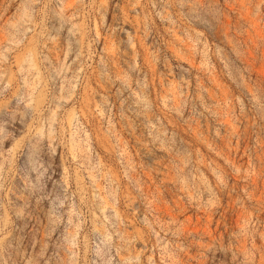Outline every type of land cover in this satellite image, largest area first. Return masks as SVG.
I'll use <instances>...</instances> for the list:
<instances>
[{"label":"rangeland","instance_id":"374dc122","mask_svg":"<svg viewBox=\"0 0 264 264\" xmlns=\"http://www.w3.org/2000/svg\"><path fill=\"white\" fill-rule=\"evenodd\" d=\"M0 264H264V0H0Z\"/></svg>","mask_w":264,"mask_h":264}]
</instances>
